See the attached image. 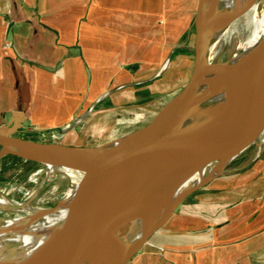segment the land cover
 Listing matches in <instances>:
<instances>
[{
    "label": "water",
    "instance_id": "1",
    "mask_svg": "<svg viewBox=\"0 0 264 264\" xmlns=\"http://www.w3.org/2000/svg\"><path fill=\"white\" fill-rule=\"evenodd\" d=\"M204 2L197 0L191 23L189 75L135 127L96 146H71L21 137L17 112L0 123V159L39 166L44 175L37 191L50 175L65 180L47 206L32 208L36 193L17 206L0 205L24 213L18 226L0 219V234L12 235L0 264H73L109 244V264H127L186 198L264 141V35L247 50L239 45L228 59L209 62L200 40ZM249 5L264 12V0ZM64 207L60 221L32 230ZM25 236L39 243L26 246L19 238ZM131 238L127 252L117 255Z\"/></svg>",
    "mask_w": 264,
    "mask_h": 264
},
{
    "label": "crops",
    "instance_id": "2",
    "mask_svg": "<svg viewBox=\"0 0 264 264\" xmlns=\"http://www.w3.org/2000/svg\"><path fill=\"white\" fill-rule=\"evenodd\" d=\"M182 1L188 8L189 0ZM174 5L0 0V123L17 112L23 133L38 134L156 92L187 25L183 14L174 18ZM171 82L161 86L167 93ZM160 99L149 100L137 122ZM94 125L85 135L103 142L119 136ZM85 135L70 145L103 143H84ZM127 264H264V141L247 163L186 198Z\"/></svg>",
    "mask_w": 264,
    "mask_h": 264
},
{
    "label": "rangeland",
    "instance_id": "3",
    "mask_svg": "<svg viewBox=\"0 0 264 264\" xmlns=\"http://www.w3.org/2000/svg\"><path fill=\"white\" fill-rule=\"evenodd\" d=\"M195 1L196 0H189V7L187 8L186 1L175 0L174 18L176 19L180 17L181 19L183 14L187 25H184L178 36V40L173 43L174 50L172 57L170 58L169 63L164 65L163 69L167 72L165 71L166 73L161 74L157 79L158 89L156 92L147 94L148 96L144 94L138 97L136 96L135 101L125 103V105L120 108L106 107L104 110L107 111L103 114L97 115V118L92 117L91 113H89L84 116L79 123L64 133H59L57 130L52 132L45 131L38 134H28L27 138L40 142H57L64 145H70L80 142L81 137L85 135L89 125H105L108 127L110 135L115 137L139 124L140 122L137 121L145 115V112L148 109L145 105L148 101L151 99H160L167 94V91H169V88L165 89V87H161L163 82L168 81V83H170L172 81L169 85L170 88L171 86H175L176 88L190 73L193 58L192 30L190 24L194 14L193 7L195 6ZM243 18H240L235 26L230 27L225 34L217 39L213 48L215 54L212 55V57L210 56L211 62L228 59L235 52L240 43L246 39L247 21H243L244 24L242 26L238 23ZM174 29L176 31L179 30L180 27ZM158 70L160 69L158 68ZM69 125L70 124L60 129L65 130ZM85 136H87V138L84 143L89 145H95L105 141V139L103 140L95 135L92 137L88 133ZM260 144V141L256 143L242 158L230 166L228 174L226 175H230L232 171L247 163ZM43 175L44 171L32 162H23L19 158L13 156L3 157L0 159V198L10 205H18L26 202L36 193L31 203L32 208L37 209L47 206L65 188V180L60 175H50L45 179L41 188L37 191ZM228 177L229 176H226L224 178ZM22 216H24V213L21 211H7L0 208L1 220Z\"/></svg>",
    "mask_w": 264,
    "mask_h": 264
},
{
    "label": "bare ground",
    "instance_id": "4",
    "mask_svg": "<svg viewBox=\"0 0 264 264\" xmlns=\"http://www.w3.org/2000/svg\"><path fill=\"white\" fill-rule=\"evenodd\" d=\"M240 18H243L238 22L240 26L244 24L243 21H247L246 41L240 43L243 49L247 50L264 35V12H261L257 5H254L250 8L249 0H205L204 12L200 27V40L202 49L206 51L208 50L209 62H211L210 56L212 57V55L215 54V52H213V48L217 39L225 34L230 27L235 26L236 22ZM0 205L3 207L10 206V204L1 198ZM15 209L17 211L23 212L21 207H16ZM65 214L66 208H60L53 215L46 217L42 224L34 225L32 230L37 233L39 230L47 228L60 221ZM23 220L24 218L22 217H15V219H9L7 222L2 224H4L5 227L18 226ZM11 236V233L0 234V253L2 252L4 245L10 240ZM19 238L25 243L26 246H33L39 243L38 240H35L38 239L37 237L25 236ZM133 242L134 239L132 238L125 241V243L118 248L116 252L117 255L127 252ZM112 249L113 248L110 244L103 245L98 247L95 251L87 252L84 257L73 264H109L112 259ZM20 253H24L23 250H21Z\"/></svg>",
    "mask_w": 264,
    "mask_h": 264
},
{
    "label": "flooded vegetation",
    "instance_id": "5",
    "mask_svg": "<svg viewBox=\"0 0 264 264\" xmlns=\"http://www.w3.org/2000/svg\"><path fill=\"white\" fill-rule=\"evenodd\" d=\"M3 53L5 54V56L6 55H8L7 53V51H6V49H4L3 50ZM85 115L83 114L82 116H79V117H77L76 118V120L73 122V123H71L69 126H68V128H66L65 130H61V129H56L59 133H64V132H66V131H68L71 127H73V126H75L77 123H79L82 119H83V117H84ZM81 118V119H80ZM79 119V120H78ZM49 131H54V130H49ZM19 135L21 136V137H23V138H26V139H28L27 138V135L28 134H25V133H23V130H22V132H20L19 133ZM21 160V159H20ZM21 161H23V162H25L24 160H21Z\"/></svg>",
    "mask_w": 264,
    "mask_h": 264
}]
</instances>
